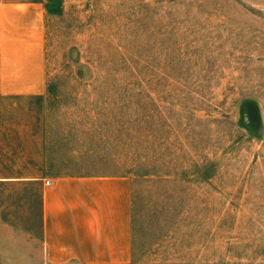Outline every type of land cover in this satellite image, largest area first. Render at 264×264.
Returning a JSON list of instances; mask_svg holds the SVG:
<instances>
[{
  "label": "rangeland",
  "instance_id": "1",
  "mask_svg": "<svg viewBox=\"0 0 264 264\" xmlns=\"http://www.w3.org/2000/svg\"><path fill=\"white\" fill-rule=\"evenodd\" d=\"M47 1L25 175H131L134 264H264V0Z\"/></svg>",
  "mask_w": 264,
  "mask_h": 264
},
{
  "label": "crops",
  "instance_id": "2",
  "mask_svg": "<svg viewBox=\"0 0 264 264\" xmlns=\"http://www.w3.org/2000/svg\"><path fill=\"white\" fill-rule=\"evenodd\" d=\"M47 3L0 0V97L46 95ZM10 127L1 124L0 130ZM5 134L0 135V264H134L133 177L25 175L24 139L16 135L13 144Z\"/></svg>",
  "mask_w": 264,
  "mask_h": 264
},
{
  "label": "built area",
  "instance_id": "3",
  "mask_svg": "<svg viewBox=\"0 0 264 264\" xmlns=\"http://www.w3.org/2000/svg\"><path fill=\"white\" fill-rule=\"evenodd\" d=\"M46 182H47V184H50L51 183V181L48 179V180H46Z\"/></svg>",
  "mask_w": 264,
  "mask_h": 264
}]
</instances>
